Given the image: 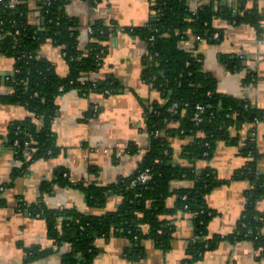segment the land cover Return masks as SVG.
Masks as SVG:
<instances>
[{"label": "trees", "instance_id": "obj_1", "mask_svg": "<svg viewBox=\"0 0 264 264\" xmlns=\"http://www.w3.org/2000/svg\"><path fill=\"white\" fill-rule=\"evenodd\" d=\"M18 1L14 7H10V0L0 2V55L15 61L14 73L0 78V83L5 80L11 89L1 101L24 107L31 115L10 126V145L15 157L23 161L22 169L14 171V178L32 162L56 156L58 148L52 124L58 113L56 98L60 94L74 89L83 94L97 92L105 96L116 92L118 87L112 80H88L85 84L79 81L85 75L100 71L112 32L124 30L147 42L143 78L164 99L163 103H154L147 112L150 144L131 177L102 187L72 182L64 172L56 179L61 187L84 192L96 206H103L107 194L118 195L122 206L117 211L91 216L76 209H50L43 197L53 194V184H43L41 199L28 211L46 222L48 237L56 249H29L25 263L48 257L66 245L70 251L62 255L61 264H94L100 253L94 243L99 238L127 237L136 245L141 240L152 239L158 247L168 250L175 232L168 217L179 211L192 215L196 229L197 239L190 244L187 264H195L222 239L234 243L250 241L264 257V214L256 209L257 201L264 197V177L256 172L262 154L255 141L248 140L244 146L242 153L250 161L235 178L248 179L254 184L248 193L247 209L234 234L211 239L207 238L208 226L215 213L207 207L206 195L219 184L215 170L210 166L201 170L179 167L174 163L172 146L173 138L189 137L191 142L186 145L183 157L210 162L220 143L236 144L232 128L250 122L264 123V111L254 109L248 101L218 92L215 79L203 71L202 57L180 45L193 36L198 40L219 41L222 31L215 27L217 19L251 25L262 33L263 13L256 4L248 6L255 0H202L203 5L196 10L191 8L189 0H155L152 20L144 27L122 29L115 23L95 21L91 27V42L84 51L79 49L80 23L66 11L69 0ZM32 1L40 15L38 25L29 21ZM86 1L96 6L102 0ZM215 34H219V38H215ZM151 37L155 40L150 41ZM48 41L62 48L69 67L67 76H60L55 65L40 55ZM238 60L222 57L233 70L241 69ZM254 77L251 73L247 79ZM197 105L205 107L204 121L199 125L193 121ZM91 112L94 114L93 110ZM15 141L19 142V147L15 146ZM34 148L36 153L27 160V152ZM146 169L150 170L152 179L133 186L132 182ZM176 180L193 185L172 191V182ZM173 195L177 196V202L169 208L167 200ZM3 205L0 193V208ZM27 208L22 206L21 209L26 211Z\"/></svg>", "mask_w": 264, "mask_h": 264}, {"label": "crops", "instance_id": "obj_2", "mask_svg": "<svg viewBox=\"0 0 264 264\" xmlns=\"http://www.w3.org/2000/svg\"><path fill=\"white\" fill-rule=\"evenodd\" d=\"M155 0H102L93 6L86 0H69L67 14L80 23L79 49L84 51L91 42V27L95 21L115 23L122 29L144 27L154 15ZM232 1V0H230ZM195 9L194 0H189ZM263 13L262 33L251 25H236L217 19L215 27L222 31L221 39L198 40L194 36L180 45L202 57L203 71L216 81L218 92L232 98L250 102L258 111H264V0H255ZM31 2L29 21L38 25L39 12ZM108 54L100 71L87 75L91 81L112 80L118 89L110 96L91 92L83 94L74 89L60 94L56 103L57 116L52 124L56 156L32 162L16 178L23 161L15 157L11 143L10 126L31 116L18 105L2 103L11 89L0 83V187L4 205L0 208V264H61L62 255L70 249L64 245L59 252L25 263L29 249H56L48 237L47 224L28 211L41 199L45 183L53 184V194L43 201L53 210L76 209L91 216H104L122 206L121 198L109 193L103 206H96L81 190L61 187L56 183L66 173L75 183L106 186L120 178L131 177L139 168L150 144L147 112L154 103H163V96L143 78L144 58L148 44L138 36L124 30L112 32L107 42ZM40 55L55 65L57 73L65 77L68 63L61 47L48 41ZM237 58L241 69H231L222 57ZM15 61L0 55V78L14 73ZM251 73L254 78L248 81ZM94 111V114L91 111ZM236 144L222 142L210 162L202 159H185L189 137L172 140L174 163L182 168L215 170L219 184L206 195L207 207L215 213L208 226L207 238L226 237L236 232L248 206V193L253 183L248 179H235L247 167L249 157L242 151L248 140H253L262 154L257 162V175L264 177V123L250 122L231 129ZM28 160V159H27ZM193 183L176 180L172 191L190 188ZM177 196L167 200V206L176 205ZM22 206L28 207L23 211ZM256 209L264 214V197L257 201ZM175 226L171 247L164 250L152 239L134 244L127 237L99 238L95 245L100 249L94 264H187L189 247L196 238L192 215L178 212L169 216ZM148 228H145V231ZM264 234V228L262 230ZM136 253L134 254V252ZM195 264H264V257L250 241L232 242L222 239L214 249L207 250Z\"/></svg>", "mask_w": 264, "mask_h": 264}, {"label": "built area", "instance_id": "obj_3", "mask_svg": "<svg viewBox=\"0 0 264 264\" xmlns=\"http://www.w3.org/2000/svg\"><path fill=\"white\" fill-rule=\"evenodd\" d=\"M3 0H0V2H2ZM19 1L18 0H10V7H14ZM194 2L196 3L195 4V10L197 8H200L202 5H203V2L202 0H194ZM192 8V7H191ZM194 10V8H192ZM215 38H219V34H215L214 36ZM155 40V37H151L150 41H154ZM89 79L87 78V76H83L79 79L80 83L81 84H85ZM61 92H63V88L60 89ZM57 99V98H56ZM196 113L193 117V121L199 125L200 123H202L204 121V118H203V114L205 113V107L204 106H201V105H197L196 107ZM26 145H29V144H26ZM15 146L16 147H19V142L18 141H15ZM37 151L36 148L32 149L31 151H28L27 154H26V158L28 160H30L33 156V154H35ZM65 177H69L68 174H65L64 175ZM71 179V178H70ZM152 179V174L150 172L149 169H146L145 171L141 172V174L137 177L136 180H134L132 182V185L135 186L137 185L138 183H142V184H145L147 183L148 181H150ZM72 181V180H71ZM74 182V181H72ZM5 186L3 187H0V193H3L5 191ZM39 216H37L38 218Z\"/></svg>", "mask_w": 264, "mask_h": 264}]
</instances>
